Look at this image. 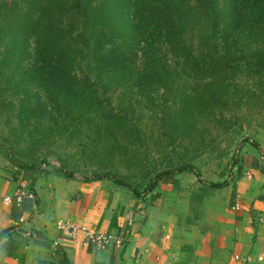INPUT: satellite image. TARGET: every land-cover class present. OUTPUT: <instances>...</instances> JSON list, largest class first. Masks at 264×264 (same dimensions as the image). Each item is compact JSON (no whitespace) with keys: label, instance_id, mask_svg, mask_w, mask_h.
Returning <instances> with one entry per match:
<instances>
[{"label":"trees","instance_id":"1","mask_svg":"<svg viewBox=\"0 0 264 264\" xmlns=\"http://www.w3.org/2000/svg\"><path fill=\"white\" fill-rule=\"evenodd\" d=\"M4 74L3 91L35 127L63 116L127 125L131 106L104 103L112 86L139 96L161 88L186 127L249 101L234 96L238 80L263 91L264 0H0Z\"/></svg>","mask_w":264,"mask_h":264},{"label":"crops","instance_id":"2","mask_svg":"<svg viewBox=\"0 0 264 264\" xmlns=\"http://www.w3.org/2000/svg\"><path fill=\"white\" fill-rule=\"evenodd\" d=\"M248 163L251 176L222 188L225 200L198 192L197 179L182 172L138 194L113 179L47 167L0 173V264H264V160L254 155ZM19 183L33 199L3 205ZM234 203L238 211L230 210ZM57 221L112 235L122 246H81Z\"/></svg>","mask_w":264,"mask_h":264},{"label":"rangeland","instance_id":"3","mask_svg":"<svg viewBox=\"0 0 264 264\" xmlns=\"http://www.w3.org/2000/svg\"><path fill=\"white\" fill-rule=\"evenodd\" d=\"M6 80V74L0 76V173L13 168L38 171L45 164L84 180L113 179L138 194L150 183L178 174L174 172L178 167H186L182 173L197 179L198 192L202 187L204 194L225 200L228 194L222 188L251 176L249 158L264 156V89L252 92L246 80L236 82L234 96L249 101L188 118L186 127L173 117L176 104L161 88L139 96L114 86L106 89L104 103L118 112L131 106L127 125L122 120L100 123L87 117L71 122L63 116L51 127L44 123L35 127L29 113L19 115L18 100L9 88L3 91ZM234 199L241 205L237 192ZM252 219L258 220L254 215Z\"/></svg>","mask_w":264,"mask_h":264},{"label":"built area","instance_id":"4","mask_svg":"<svg viewBox=\"0 0 264 264\" xmlns=\"http://www.w3.org/2000/svg\"><path fill=\"white\" fill-rule=\"evenodd\" d=\"M45 169V164L40 165L39 170ZM246 178L249 179V176L247 175ZM24 199L32 200V192L25 183H19L11 197L3 198L2 204L8 205L13 202L18 206ZM239 209L240 206L238 203H234L230 207L231 211H238ZM55 227L57 230H67L68 236L71 240L77 241V239H79V245L89 246L95 251H104L110 247L120 248L122 246V241L112 235L101 233L75 223L57 221ZM53 245H55V243H53Z\"/></svg>","mask_w":264,"mask_h":264}]
</instances>
